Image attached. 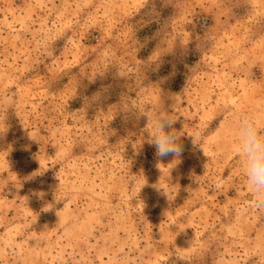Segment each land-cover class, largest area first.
Returning a JSON list of instances; mask_svg holds the SVG:
<instances>
[{"label": "rangeland", "instance_id": "1", "mask_svg": "<svg viewBox=\"0 0 264 264\" xmlns=\"http://www.w3.org/2000/svg\"><path fill=\"white\" fill-rule=\"evenodd\" d=\"M244 117L264 0H0V264H264Z\"/></svg>", "mask_w": 264, "mask_h": 264}, {"label": "clouds", "instance_id": "2", "mask_svg": "<svg viewBox=\"0 0 264 264\" xmlns=\"http://www.w3.org/2000/svg\"><path fill=\"white\" fill-rule=\"evenodd\" d=\"M174 123L176 120L169 116L158 117L153 122L149 143L155 147L159 158L169 155L179 158L184 150L177 133L169 131ZM261 131L255 118H242L234 145V152L243 161L247 187L257 210H264V135Z\"/></svg>", "mask_w": 264, "mask_h": 264}]
</instances>
